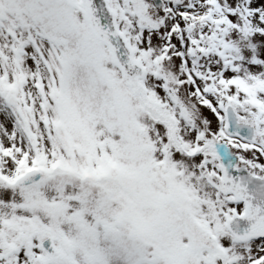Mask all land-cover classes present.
Masks as SVG:
<instances>
[{
    "label": "snow or ice",
    "instance_id": "6c2138e0",
    "mask_svg": "<svg viewBox=\"0 0 264 264\" xmlns=\"http://www.w3.org/2000/svg\"><path fill=\"white\" fill-rule=\"evenodd\" d=\"M0 264H264V0H0Z\"/></svg>",
    "mask_w": 264,
    "mask_h": 264
}]
</instances>
